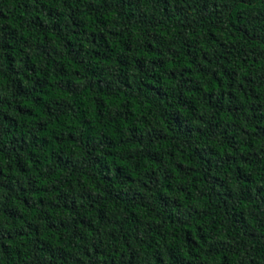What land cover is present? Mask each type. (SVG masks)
I'll return each instance as SVG.
<instances>
[{"label":"trees","instance_id":"1","mask_svg":"<svg viewBox=\"0 0 264 264\" xmlns=\"http://www.w3.org/2000/svg\"><path fill=\"white\" fill-rule=\"evenodd\" d=\"M0 264H264V0H0Z\"/></svg>","mask_w":264,"mask_h":264}]
</instances>
